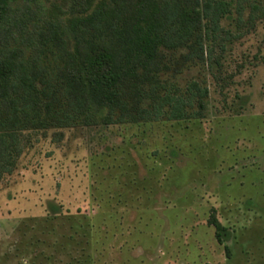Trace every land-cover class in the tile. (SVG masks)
Returning a JSON list of instances; mask_svg holds the SVG:
<instances>
[{
    "label": "rangeland",
    "instance_id": "rangeland-1",
    "mask_svg": "<svg viewBox=\"0 0 264 264\" xmlns=\"http://www.w3.org/2000/svg\"><path fill=\"white\" fill-rule=\"evenodd\" d=\"M63 1L15 4L10 37ZM225 1L170 79L207 88L205 116L37 133L0 181V264H264V0Z\"/></svg>",
    "mask_w": 264,
    "mask_h": 264
},
{
    "label": "trees",
    "instance_id": "trees-1",
    "mask_svg": "<svg viewBox=\"0 0 264 264\" xmlns=\"http://www.w3.org/2000/svg\"><path fill=\"white\" fill-rule=\"evenodd\" d=\"M21 1L36 0H0V181L39 132L205 116L207 88L170 79L205 60L204 34L230 2L64 0L37 32L12 38ZM211 224L224 243L230 231Z\"/></svg>",
    "mask_w": 264,
    "mask_h": 264
}]
</instances>
